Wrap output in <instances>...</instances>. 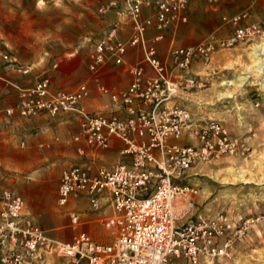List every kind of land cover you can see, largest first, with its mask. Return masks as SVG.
Listing matches in <instances>:
<instances>
[{
	"label": "built area",
	"instance_id": "obj_1",
	"mask_svg": "<svg viewBox=\"0 0 264 264\" xmlns=\"http://www.w3.org/2000/svg\"><path fill=\"white\" fill-rule=\"evenodd\" d=\"M191 9L192 0H108L97 12L115 16L86 39V80L71 89L54 87L42 72L23 85L10 82L17 99L4 109L7 117H44L69 133L55 138L75 157L60 171L55 202L73 234L68 240L50 235L25 211L18 191L0 187V264H42L52 257L63 264H199L227 252L226 215L181 221L194 201L184 180L192 167L235 155L241 146L220 121L197 123L186 95L195 85L193 67L207 64L216 45L233 47L260 26H237L241 16L234 15L236 27L226 39L172 43L160 52L164 32L187 22ZM125 25L130 31L122 38ZM0 61L31 73L6 45ZM111 68L127 78L123 86L105 81ZM89 221L106 231L107 241L85 226Z\"/></svg>",
	"mask_w": 264,
	"mask_h": 264
},
{
	"label": "rangeland",
	"instance_id": "obj_2",
	"mask_svg": "<svg viewBox=\"0 0 264 264\" xmlns=\"http://www.w3.org/2000/svg\"><path fill=\"white\" fill-rule=\"evenodd\" d=\"M101 1L95 2L96 12ZM73 2L35 1L37 7H43L44 14L35 12L32 15L41 22L40 25L59 21L79 25L78 36L56 50L55 46L45 42V30L25 31L15 25L12 18L10 22L8 4L13 2L0 0V41L13 40L17 54L33 56L25 63H35L32 73L46 72L54 87L67 89L87 79L86 39L100 31L102 25L94 12L88 14L86 8H73ZM198 5L202 14L196 22L206 29L199 42L211 38L220 41L229 37L236 27L230 21L234 15L241 16L237 26L255 23L260 26V32L238 41L233 47L222 49L216 45L211 60L192 69L195 85L186 95V103L195 121H220L241 147L235 155L205 161L188 171L184 183L193 189L194 201L181 221L198 214L213 217L222 213L231 223L227 252L212 260H201L199 264H264V87L261 86L264 84V55L259 56L263 68L257 70L254 53V47L264 43V0H221L213 5L199 0ZM76 11L81 14L76 15ZM92 19L95 20L94 25L91 24ZM71 34V28L64 29L65 37ZM0 46L4 44L0 43ZM10 49L14 55V48ZM46 50L50 53L43 59ZM54 62L58 63L55 68L52 66ZM1 67L4 65L1 64ZM109 73L111 75L113 71ZM240 77H246L241 86L238 85ZM223 92L230 96H222ZM11 154L12 163L14 161L18 166L9 168L5 165V159L1 158L0 187L18 191L25 199V211L50 235L70 239L73 230L69 216L58 209L55 200L61 169L75 161L72 149L64 144L59 145L57 153H47L46 159L36 151H32L30 156L15 151ZM85 226L98 239L107 241L104 235L106 231L98 223L89 221ZM63 261L52 257L42 264H63ZM171 264L187 263L182 259H173Z\"/></svg>",
	"mask_w": 264,
	"mask_h": 264
},
{
	"label": "crops",
	"instance_id": "obj_3",
	"mask_svg": "<svg viewBox=\"0 0 264 264\" xmlns=\"http://www.w3.org/2000/svg\"><path fill=\"white\" fill-rule=\"evenodd\" d=\"M18 1L19 0H12L13 3L8 4V10L11 11V14L9 13V21L12 22V20H10V18H12L15 25L17 24L20 29L25 31L45 30V42L48 43V45H52L53 47L55 46L56 50H58L59 47L72 42L74 38L78 36V34H76L79 29V25H77V23L67 25L64 24L63 21H59L55 23L51 22L48 25H40L41 22H38L32 15L35 12L44 14L42 11L43 7H37L35 4L36 0H23V2ZM107 1L108 0H102L101 4ZM95 2L96 0H74L72 4L73 8H81L82 10L86 8L89 10L87 11L88 14L89 12H94L102 24L100 26L101 30L114 18L115 13L111 11L104 14H98L96 9H94ZM198 3L199 0H192V9L188 15L187 22L178 26H173L164 32L162 40L158 43L160 52L164 53L168 46L172 43L176 45L196 44L199 42L201 36L205 35L206 29L201 25H197L196 22V19L200 17V14H202V9ZM81 12L76 11L75 13L76 15H79ZM148 12V10H144L143 16H146ZM92 18H94V16H92ZM91 24H95L94 19H92ZM69 28L72 29V34L70 37H65L64 29ZM87 28H89V26ZM129 31V26L125 25L124 30L120 33L121 37L126 38ZM0 38L2 37L0 36ZM0 43L6 45L10 52H12L10 48H14V55L12 56L15 57L19 63L29 66L31 70L33 66H35V63L25 64L29 62L30 59H33V56L17 54L18 50L13 40L3 39ZM49 53L50 52L46 50L44 55H42V58H47L46 56L49 55ZM1 64H3L4 67L0 68V161L1 158H4L6 161L5 165L14 169L17 168L18 165H16L17 163L14 161L12 163L11 152H20L30 156L32 151H36L42 154L43 159H46L48 156L47 153H57V148L61 145V143L56 141L55 138L60 137V139H62L64 135L68 134V132L65 129V125H61L56 121H52L51 119L44 117L25 119L17 116L7 117L4 114V109L17 99V91L15 87L10 84V82H16L19 85H23L28 79L32 78L35 73H32L31 71L29 75L24 76L18 73L17 70L11 69L8 64L3 62H1L0 65ZM36 64H39V62ZM57 65L58 63L54 62L52 66L55 68ZM45 71H49V69H46ZM112 71L113 73L110 75L109 72ZM108 73L104 79L110 86L120 87L126 83L127 78L122 74L120 69L111 68L108 70ZM5 152L7 153L5 154Z\"/></svg>",
	"mask_w": 264,
	"mask_h": 264
},
{
	"label": "bare ground",
	"instance_id": "obj_4",
	"mask_svg": "<svg viewBox=\"0 0 264 264\" xmlns=\"http://www.w3.org/2000/svg\"><path fill=\"white\" fill-rule=\"evenodd\" d=\"M254 53H255V57H257V61H255V66H257V70H260L263 68V62L264 61L262 59L261 62H259L261 60V58H259V56H263L264 55V43L259 44L257 46L254 47ZM250 70V68H249ZM241 81L238 83L239 86H241V83L244 82V80L246 79V77H240L239 78ZM262 87H264V84H261ZM222 96H230V94H228L227 92H223Z\"/></svg>",
	"mask_w": 264,
	"mask_h": 264
}]
</instances>
